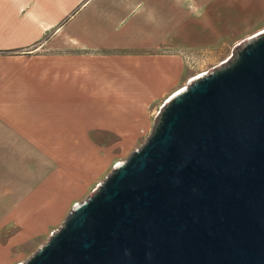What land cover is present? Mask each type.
I'll return each instance as SVG.
<instances>
[{
  "label": "water",
  "instance_id": "obj_1",
  "mask_svg": "<svg viewBox=\"0 0 264 264\" xmlns=\"http://www.w3.org/2000/svg\"><path fill=\"white\" fill-rule=\"evenodd\" d=\"M19 264H264V31L173 94Z\"/></svg>",
  "mask_w": 264,
  "mask_h": 264
},
{
  "label": "rangeland",
  "instance_id": "obj_2",
  "mask_svg": "<svg viewBox=\"0 0 264 264\" xmlns=\"http://www.w3.org/2000/svg\"><path fill=\"white\" fill-rule=\"evenodd\" d=\"M105 1L95 0L92 11ZM231 1L236 3L237 21L210 31L219 45L198 40L194 45L84 51L95 56L94 74L87 77L81 72L77 77L90 89H46L54 90L51 95L57 99L42 103L41 120L30 102L24 114H15L17 119L27 114L29 127L34 121L45 122L47 128L55 122L61 132L47 131L45 142L0 137V264L29 259L71 210L146 142L170 96L195 76L225 62L243 41L264 31V0ZM127 3L128 7L140 4L137 14L122 20L121 15L114 16L109 25L129 28L145 20L148 0ZM143 28L138 25L135 35H143Z\"/></svg>",
  "mask_w": 264,
  "mask_h": 264
},
{
  "label": "crops",
  "instance_id": "obj_3",
  "mask_svg": "<svg viewBox=\"0 0 264 264\" xmlns=\"http://www.w3.org/2000/svg\"><path fill=\"white\" fill-rule=\"evenodd\" d=\"M94 1L0 0V137L45 142L47 131L61 132L55 122L47 128L34 121L29 127L23 111L27 102L34 103L31 108L41 120L42 103L57 99L51 95L54 90L46 89H90L77 77L94 74L95 56L84 51L194 45L198 40L219 45L210 31L237 21L231 0H148L144 21L118 29L108 22L117 15L121 20L136 15L140 4L128 7V0H107L92 11ZM138 25L144 26L143 35H135ZM19 111L23 114L17 119Z\"/></svg>",
  "mask_w": 264,
  "mask_h": 264
},
{
  "label": "bare ground",
  "instance_id": "obj_4",
  "mask_svg": "<svg viewBox=\"0 0 264 264\" xmlns=\"http://www.w3.org/2000/svg\"><path fill=\"white\" fill-rule=\"evenodd\" d=\"M202 75H204V73L195 76L193 79L198 78V77H200V76H202ZM193 79H192V80H193ZM182 88H183V87H182ZM181 90H182V89H181ZM179 91H180V90H179ZM177 92H178V91H177ZM175 93H176V92H175ZM175 93H174V94H175ZM170 97H171V96H170ZM167 99H168V98H167ZM168 100H169V99H168ZM168 100H166V102H167Z\"/></svg>",
  "mask_w": 264,
  "mask_h": 264
}]
</instances>
